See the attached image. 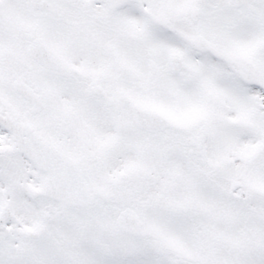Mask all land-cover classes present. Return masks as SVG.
<instances>
[{
	"label": "snow or ice",
	"instance_id": "obj_1",
	"mask_svg": "<svg viewBox=\"0 0 264 264\" xmlns=\"http://www.w3.org/2000/svg\"><path fill=\"white\" fill-rule=\"evenodd\" d=\"M0 264H264V0H0Z\"/></svg>",
	"mask_w": 264,
	"mask_h": 264
}]
</instances>
